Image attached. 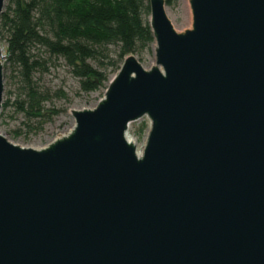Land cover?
Here are the masks:
<instances>
[{"label": "water", "instance_id": "1", "mask_svg": "<svg viewBox=\"0 0 264 264\" xmlns=\"http://www.w3.org/2000/svg\"><path fill=\"white\" fill-rule=\"evenodd\" d=\"M190 5L178 31L149 0L155 64L126 57L67 134L0 133V264H264V0Z\"/></svg>", "mask_w": 264, "mask_h": 264}, {"label": "trees", "instance_id": "2", "mask_svg": "<svg viewBox=\"0 0 264 264\" xmlns=\"http://www.w3.org/2000/svg\"><path fill=\"white\" fill-rule=\"evenodd\" d=\"M149 18V0H5L4 69L16 73L22 85L20 109L45 117L50 95L38 79L50 72L53 59L64 61L82 91L106 88L126 57L152 51Z\"/></svg>", "mask_w": 264, "mask_h": 264}, {"label": "rangeland", "instance_id": "3", "mask_svg": "<svg viewBox=\"0 0 264 264\" xmlns=\"http://www.w3.org/2000/svg\"><path fill=\"white\" fill-rule=\"evenodd\" d=\"M166 12L178 31L192 27L193 14L190 0H176L170 5L166 4ZM1 41L5 55L6 41L2 38ZM153 46L154 43L151 52L137 55L146 68L155 64ZM112 49L116 48L112 47ZM5 61L6 55L2 59L3 63ZM52 62L49 73L38 75L39 85L50 95V99L45 103V117L29 116L20 109V102L24 98L22 85L16 73L8 69L4 71L3 102H7V105L0 112V133L15 144L36 149L47 146L72 129L75 124L71 113L73 109L94 108L104 96L107 87L86 93L80 89L78 79L71 74L63 60L53 59ZM117 73H113L111 78ZM150 125V118L144 116L129 126L128 138L136 144L139 154L143 150Z\"/></svg>", "mask_w": 264, "mask_h": 264}]
</instances>
